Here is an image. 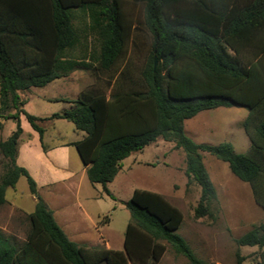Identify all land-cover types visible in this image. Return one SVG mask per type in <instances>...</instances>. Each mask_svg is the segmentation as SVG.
Returning a JSON list of instances; mask_svg holds the SVG:
<instances>
[{"label":"trees","instance_id":"trees-1","mask_svg":"<svg viewBox=\"0 0 264 264\" xmlns=\"http://www.w3.org/2000/svg\"><path fill=\"white\" fill-rule=\"evenodd\" d=\"M145 3L144 25L152 42L148 61L138 75L119 69L126 54L127 24L122 0H0L1 108L10 103L16 129L0 142L8 171L0 182V205L6 191L25 177L37 197L21 244L0 233V264H158L168 246L190 264H210L200 258L178 232L183 212L163 194L136 189L125 202L131 219L124 247L112 250L71 240L52 209L38 194L29 170L17 163L23 133L21 114L42 140L40 122L65 119L84 132L73 143L92 184L106 185L133 152L162 139L185 153L188 184L200 187L196 218H215L218 192L203 161L209 153L227 162L231 172L251 187L264 209V0H135ZM87 12L98 43L89 56L106 73L112 88L81 91L74 107L49 117L20 108V91L42 87L68 76L89 61L68 56L82 42L75 11ZM156 59V64H155ZM244 107L242 127L250 139L246 153L231 142L197 143L185 131V121L217 107ZM0 127L2 123L0 122ZM109 219V216H106ZM238 246H257L254 264H264V222L237 238ZM243 257L238 254V264Z\"/></svg>","mask_w":264,"mask_h":264},{"label":"rangeland","instance_id":"rangeland-1","mask_svg":"<svg viewBox=\"0 0 264 264\" xmlns=\"http://www.w3.org/2000/svg\"><path fill=\"white\" fill-rule=\"evenodd\" d=\"M122 13L127 24L128 39L126 54L119 62V69L129 68L136 76L148 61L152 42L144 25L145 3L122 0ZM74 22L83 34L82 42L74 50H70L68 56L77 60H88L89 67L78 65L66 77L57 78L42 87L20 91L21 100L25 101L30 96L29 102L20 105L26 112L38 117H49L75 106L71 99L66 98L69 94L75 97L77 92L87 88H98L108 93L111 91L112 82L111 85L108 84L109 76L97 70L96 62H92L89 56L98 49V43L88 27L90 18L87 12L75 11ZM8 104L2 110L0 96V142L7 139L17 125L15 119L9 118L16 109ZM247 113L246 108L236 106L204 110L185 121V131L197 143L216 145L228 141L238 153H246L250 148V139L242 127V121ZM20 121L26 128L32 129L23 114ZM40 125L45 129L43 144L48 146L57 145L62 138L66 140L76 137L73 132H78L65 119H47L40 122ZM64 151L67 166L80 171L83 162L76 147ZM42 156L38 139L29 153L21 154V158L34 167L41 165ZM203 161L218 192L219 201L213 207L215 218L195 217L194 210L199 201L200 187L196 183L188 184L185 153L176 148L173 142L159 139L124 159L116 178L106 185L112 196L106 193L101 184H92L85 177L81 191L82 201L96 220L101 219L98 225H101L100 233L103 234L101 238L104 241L97 247L107 248L109 243L112 250L123 248L126 228L131 219L125 202L136 189H144L163 194L183 212L184 221L178 232L200 258L210 264H238L239 254L243 257L241 264H254L259 248L238 246L235 240L254 225L264 222V209L256 203L250 185L237 178L227 162L209 153H203ZM42 163L57 173L53 158L48 156ZM8 167V159L0 150V182ZM41 193H44L42 188ZM41 193L38 191L43 198ZM98 195L101 197H97ZM36 201L37 197L31 194L25 177H20L15 187L7 188L6 202L0 205V233L10 242L21 244L25 241L30 228L27 215L34 211ZM44 201L46 202L45 199ZM106 216L111 219L109 223H105ZM158 264L190 263L186 257L177 254L168 246Z\"/></svg>","mask_w":264,"mask_h":264},{"label":"crops","instance_id":"crops-1","mask_svg":"<svg viewBox=\"0 0 264 264\" xmlns=\"http://www.w3.org/2000/svg\"><path fill=\"white\" fill-rule=\"evenodd\" d=\"M67 94H69V92ZM78 95L79 92L75 94V97H71L69 94L66 98L75 100ZM29 98L30 96L24 99L25 102H29ZM21 125L23 133L19 139L17 163L29 170L30 174L37 182L39 193H41V188L44 189V193H41V195H43L48 206L52 209L57 223L62 227L71 240L87 246L101 245L104 241L101 238L103 234L100 233V231H102L100 228L101 225H98L101 219H95L81 198V191L85 183V177L88 178L86 167L83 164L80 171L73 170L67 166L64 157V150L70 147H75L73 143L82 139L84 132L77 130L78 132H73L76 133V137L72 136L66 140L62 138L59 143L53 145V147L43 144L45 132L41 140L39 133L34 130L32 126V129H30L23 126L22 123ZM74 129L75 127L73 125V130ZM59 133L61 134V132ZM24 134H27V137H24ZM37 139L40 143V151L43 156L40 160L41 165L38 164L34 167L31 166L26 159H22L21 154H24L25 152L29 153ZM48 156L54 159L55 164L57 165V173L51 167L45 166L42 163V161ZM97 197H101V195H98ZM110 221L111 219L109 217L105 223H109ZM106 249H111L109 243H107Z\"/></svg>","mask_w":264,"mask_h":264},{"label":"water","instance_id":"water-1","mask_svg":"<svg viewBox=\"0 0 264 264\" xmlns=\"http://www.w3.org/2000/svg\"><path fill=\"white\" fill-rule=\"evenodd\" d=\"M155 64H156V59H155Z\"/></svg>","mask_w":264,"mask_h":264}]
</instances>
